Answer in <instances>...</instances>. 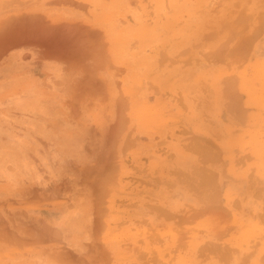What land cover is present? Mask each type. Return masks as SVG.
I'll use <instances>...</instances> for the list:
<instances>
[{"label": "rangeland", "instance_id": "rangeland-1", "mask_svg": "<svg viewBox=\"0 0 264 264\" xmlns=\"http://www.w3.org/2000/svg\"><path fill=\"white\" fill-rule=\"evenodd\" d=\"M120 1L137 67L102 0H0V264H264V0Z\"/></svg>", "mask_w": 264, "mask_h": 264}, {"label": "bare ground", "instance_id": "bare-ground-1", "mask_svg": "<svg viewBox=\"0 0 264 264\" xmlns=\"http://www.w3.org/2000/svg\"><path fill=\"white\" fill-rule=\"evenodd\" d=\"M99 9H100V19H102V21L106 24V29H107V32L109 31L111 34H115L114 37H110L111 39H114L116 38L117 42L114 44V48L112 49V55H114V58L117 59V63L119 65H124V66H130V65H135L137 67V52L134 56V54H132L131 51H127L126 49V45H125V42L127 40V29L129 28L128 27V23H124V25H121V22L120 19L121 18V14L122 15H125V14H130L131 16V19H132V23L133 25H137L138 22H139V13L136 12L134 9H122L121 7V1L120 0H102L101 4H97ZM136 7V6H135ZM137 8V7H136ZM197 11V10H196ZM259 14V13H258ZM126 17V16H125ZM124 17V18H125ZM128 17V16H127ZM259 17H264V16H259ZM118 21V22H117ZM234 21V20H233ZM240 21V20H239ZM91 21H89L90 23ZM125 22H127L125 20ZM262 22V21H261ZM238 23V21H237ZM261 24V23H260ZM258 25V24H257ZM136 38H138V35H136ZM228 39V37H227ZM110 41V40H109ZM239 52H242V51H239ZM237 53H238V50H237ZM235 53V54H237ZM226 54V53H225ZM232 54V53H231ZM239 55V54H238ZM131 118V116H130ZM196 143V142H195ZM193 146V145H192ZM195 146V144H194ZM204 146V145H203ZM198 147V145H197ZM204 148V147H203ZM208 148V147H207ZM206 149V148H205ZM199 150V149H198ZM208 149H207V152L206 154L208 153ZM203 152V151H202ZM205 152V151H204ZM204 154V153H202ZM203 156V155H202ZM205 158H208L207 156H204ZM211 157V156H210ZM203 158V157H202ZM206 159H204L205 161ZM211 160V158L209 159ZM213 161V160H211ZM197 173V172H196ZM203 173V172H202ZM201 173V175H202ZM204 175L206 173H203ZM199 175V174H198ZM208 175L207 174V178H208ZM203 179L202 180H205L203 175H202ZM201 177V178H202ZM206 178V179H207ZM209 182V181H208ZM215 197V196H214ZM215 199V198H214ZM110 205V204H109ZM110 207V206H109ZM111 208V207H110ZM160 212V211H159ZM161 213V212H160ZM165 213V211H164ZM163 213V214H164ZM169 215V214H168ZM184 217V216H183ZM170 218V217H169ZM185 218V217H184ZM205 220V218H204ZM203 220V221H204ZM214 220V219H212ZM186 221V220H185ZM200 221V220H199ZM207 221V220H206ZM181 222V221H180ZM216 222V221H215ZM174 223V221H173ZM193 223V222H192ZM201 223H204V222H199L198 224H195L196 227L198 226L199 227V224ZM108 224V223H107ZM177 224V223H176ZM205 225V224H204ZM203 225V226H204ZM151 226H149L150 228ZM176 227H181L180 225L176 226ZM206 227V225H205ZM175 228V227H174ZM182 228V227H181ZM179 228V230L181 229ZM202 228V226H201ZM172 229V228H171ZM147 230V228H146ZM149 230V229H148ZM154 230V229H153ZM199 230V229H198ZM212 230H213V227H212ZM150 231V230H149ZM174 231V230H173ZM153 232V231H152ZM182 232V231H181ZM151 233V232H150ZM191 234V233H190ZM121 235V233H120ZM119 237V236H117ZM151 238V237H150ZM116 239V238H115ZM113 240H114V237H113ZM115 242V241H114ZM181 247V246H180ZM166 249V248H165Z\"/></svg>", "mask_w": 264, "mask_h": 264}]
</instances>
